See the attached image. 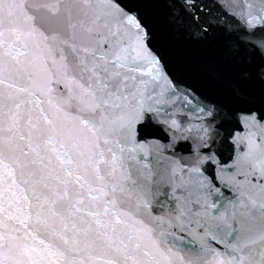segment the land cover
<instances>
[{
  "label": "snow or ice",
  "instance_id": "6c2138e0",
  "mask_svg": "<svg viewBox=\"0 0 264 264\" xmlns=\"http://www.w3.org/2000/svg\"><path fill=\"white\" fill-rule=\"evenodd\" d=\"M0 264H264V0H0Z\"/></svg>",
  "mask_w": 264,
  "mask_h": 264
}]
</instances>
